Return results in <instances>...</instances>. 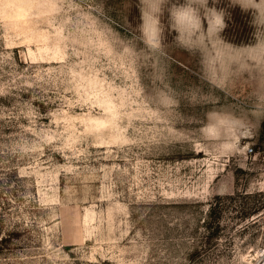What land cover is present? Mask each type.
<instances>
[{
    "label": "rangeland",
    "instance_id": "rangeland-1",
    "mask_svg": "<svg viewBox=\"0 0 264 264\" xmlns=\"http://www.w3.org/2000/svg\"><path fill=\"white\" fill-rule=\"evenodd\" d=\"M212 6L0 0V264H264V8Z\"/></svg>",
    "mask_w": 264,
    "mask_h": 264
},
{
    "label": "clouds",
    "instance_id": "clouds-1",
    "mask_svg": "<svg viewBox=\"0 0 264 264\" xmlns=\"http://www.w3.org/2000/svg\"><path fill=\"white\" fill-rule=\"evenodd\" d=\"M217 3L219 0H212L213 5ZM165 5L169 18L168 26L176 33L175 41L182 47H188L189 43L195 44L202 36L210 34L213 25L217 28L218 37L227 27L224 10H218L215 6L209 7V0H140L142 23L139 28L142 41L149 49L156 50L162 46L164 30L160 16L164 13ZM231 5H238L245 12L251 11L260 15L264 0H231ZM145 7L148 9L147 13L144 11ZM146 15L151 16V23L145 18ZM255 19L253 16V23Z\"/></svg>",
    "mask_w": 264,
    "mask_h": 264
}]
</instances>
